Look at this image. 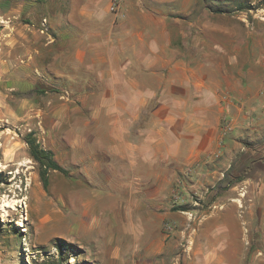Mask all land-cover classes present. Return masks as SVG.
I'll use <instances>...</instances> for the list:
<instances>
[{"label":"crops","instance_id":"0c3cea01","mask_svg":"<svg viewBox=\"0 0 264 264\" xmlns=\"http://www.w3.org/2000/svg\"><path fill=\"white\" fill-rule=\"evenodd\" d=\"M111 1L26 7L46 32L18 72L61 90L45 124L69 163L70 238L103 264H264V22L203 0Z\"/></svg>","mask_w":264,"mask_h":264},{"label":"rangeland","instance_id":"374dc122","mask_svg":"<svg viewBox=\"0 0 264 264\" xmlns=\"http://www.w3.org/2000/svg\"><path fill=\"white\" fill-rule=\"evenodd\" d=\"M33 1L0 0V264H103L88 244L69 236V163L64 162L62 174L46 169V162L33 155L34 150L51 151L45 117L54 91L61 92L34 75L25 82L18 72L21 59L33 51L35 32H46L39 10L26 13ZM203 1L230 12L247 3L250 21L264 22V0H234L227 5ZM252 27L251 32L257 30ZM258 40L261 48L254 52L263 55L264 34ZM224 120L232 127L225 134L233 133L235 125L229 119H223L220 128ZM43 173L47 188L42 185Z\"/></svg>","mask_w":264,"mask_h":264},{"label":"trees","instance_id":"16d2710c","mask_svg":"<svg viewBox=\"0 0 264 264\" xmlns=\"http://www.w3.org/2000/svg\"><path fill=\"white\" fill-rule=\"evenodd\" d=\"M234 0H229V2H233ZM264 3V2H263ZM225 7V6H224ZM222 8L220 6H209V8L211 9V11L215 12V13H227L230 12L231 10L226 9V8ZM249 4L247 3H239L238 4V8L239 9H249ZM34 158L37 160H43L46 162V169H50L53 171H58L62 174H66V171L57 164V162L53 159V155L51 153V151H43V150H34ZM233 168H229V170L224 174V177L221 181H219L217 184H219V186L221 184H224L225 181L229 178L230 173H232ZM45 173H43V178H42V185L44 188H47L48 186V182L47 179L44 176Z\"/></svg>","mask_w":264,"mask_h":264},{"label":"built area","instance_id":"2783aa9c","mask_svg":"<svg viewBox=\"0 0 264 264\" xmlns=\"http://www.w3.org/2000/svg\"><path fill=\"white\" fill-rule=\"evenodd\" d=\"M121 5V1L120 0H112L111 4H110V10L112 13H116ZM45 23V21L43 20V24ZM232 129L230 122H228V120H224L223 121V125L221 127V132L223 134L229 132Z\"/></svg>","mask_w":264,"mask_h":264},{"label":"bare ground","instance_id":"6f19581e","mask_svg":"<svg viewBox=\"0 0 264 264\" xmlns=\"http://www.w3.org/2000/svg\"><path fill=\"white\" fill-rule=\"evenodd\" d=\"M20 224V223H19ZM23 226V225H22Z\"/></svg>","mask_w":264,"mask_h":264}]
</instances>
